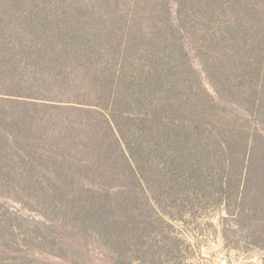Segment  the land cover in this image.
Wrapping results in <instances>:
<instances>
[{
  "label": "trees",
  "instance_id": "trees-1",
  "mask_svg": "<svg viewBox=\"0 0 264 264\" xmlns=\"http://www.w3.org/2000/svg\"><path fill=\"white\" fill-rule=\"evenodd\" d=\"M109 2L117 12L162 13L161 29L170 26L172 18L177 53L163 48L164 39L157 35L135 31L128 39V13L98 28L79 22L65 26V14L54 19L50 13L59 6L53 7V0L39 4L48 9L36 12L21 0L11 6L0 0V182L10 179L6 188L11 190L19 180L39 184L37 191L49 202L45 215L61 216L94 248L86 255L83 248L75 250L76 260L143 262L151 254L140 243L152 237L154 264H162L163 258L176 260L181 252L172 236L166 235L161 246L166 214L169 219L196 214L194 208L214 196L218 199L213 202L230 212L248 214L247 192L258 181L263 182L264 203L261 140L254 139L249 147L234 146L236 136L225 148L230 155L244 154L243 187L224 171L233 169L230 159L218 169L222 144L214 148L203 140L210 135V120L186 97L191 94L190 77L195 78L201 65L192 69L187 55L191 50L181 35L206 33L200 40L203 47L210 45L211 72L228 78L240 66L251 87L257 81L256 89L264 84V0H167L160 8L159 0ZM107 24L116 30L108 31ZM117 25L124 32L119 34ZM201 86L205 90L204 80ZM261 99L264 110V94ZM248 105L256 107L252 97ZM197 136L202 141L195 143ZM82 153L84 158L78 157ZM19 157L22 169L15 173L10 166ZM147 175L160 185L154 206L148 196L154 183L149 184ZM143 197L146 200L140 201ZM166 200L171 209L183 210L165 213ZM145 204L153 213L150 224L129 210ZM3 229L0 220V238ZM138 236L140 243L134 240ZM49 255L62 259L52 251ZM6 257L0 249V263Z\"/></svg>",
  "mask_w": 264,
  "mask_h": 264
},
{
  "label": "rangeland",
  "instance_id": "rangeland-1",
  "mask_svg": "<svg viewBox=\"0 0 264 264\" xmlns=\"http://www.w3.org/2000/svg\"><path fill=\"white\" fill-rule=\"evenodd\" d=\"M8 1H10L8 3L10 6L15 3V0ZM21 1L32 12L43 8L48 9L46 6L39 5L46 3L47 0ZM159 1L158 8L161 7V4L165 5L167 2V0ZM53 2V7H55V4H59V6L50 13H53L54 19H58L62 14H65L67 17V22L64 23L65 26L79 22L84 25L89 24L85 28H98L104 25L107 20L113 21V16L114 20L118 17L123 20V14L128 13V15L125 14V17L132 27L127 34L128 39L131 37L132 32L135 34V31H141L149 37L157 35L159 40L161 38L168 39L170 42L160 40L165 45L162 47L168 51L174 50V53H177L179 50V42L173 34V29L176 27H174L175 23H173L172 18L169 17L170 26L165 27L161 23L165 27L161 29V25H159V20H161L159 16L162 13H152L138 9L117 12L109 0H53ZM90 17H93V19L88 23ZM167 18L168 16L165 19ZM107 25L108 31L111 28L116 30L109 24ZM77 26L79 27V24ZM117 26L119 27V34L121 31L124 32L121 25ZM181 35L183 37L182 43L191 50L190 54L187 51L186 53L192 69L196 65H201V68L197 69V73L194 75L195 78L190 77L187 91L191 94L186 97H190L197 111L210 120L207 124L210 135H207V138L203 140L208 141L209 144L211 143L214 148H218L222 144L223 147L216 157L217 160H220L217 161L219 164L218 169L221 170V163L223 164L225 159H230L233 163V169L227 170L224 168V171L226 175L229 174L236 180V185L243 187L241 179L243 180L245 175L243 168L244 154L242 156L230 155L225 152V148L227 144H231V139H235L236 136L237 141L234 146L243 145L244 147L248 145L249 147L254 139H257L261 140L264 147V141L262 142V139L264 140V110L261 108L264 84L262 85L261 82L259 87L255 89L256 81L255 86L252 85L251 87L250 84H253V82L241 70H238L240 66H238L237 71H234L236 73H232L228 78L219 75L217 72L216 74L211 72L210 45L203 47L202 40H200L202 37L207 38V34L199 31L195 38L188 31L182 32ZM214 77L217 79L216 81H214ZM203 80L205 90L201 86ZM225 85L227 90H224ZM228 85L232 86L229 87ZM239 90L241 94L238 93ZM231 92L234 93L231 94ZM250 97L255 102L256 107L253 105L254 108L248 105ZM197 137L198 140L194 142H201L202 137ZM239 150L240 148L237 149V151ZM82 155L83 153L78 157L84 158ZM21 160L20 157L16 158L14 164L10 166L15 173L22 169ZM206 162H208V159H206ZM212 164L216 165L214 162H210V166ZM147 178L151 180L149 184L154 183L151 186L153 187L152 191L148 194L149 198L153 199L152 205L154 206L156 205L154 198L161 196V190L158 193L156 192V188H159L160 185L157 178H151L150 175H147ZM9 183L10 179L6 182H0V220L4 227L0 238V249L7 254V257L0 264L90 263L87 259L84 260L85 262L78 258L76 260V251L79 252L83 248L82 254L86 255L87 253L91 254V249L94 248L88 242L85 243L78 231L71 224L66 223L61 216L56 218L55 215H45L44 205L49 202L47 203L43 191H37L39 190L37 189L38 183H26L25 180H19L17 184H12V186L15 185L16 190L6 188ZM262 184L263 182L258 181L256 188L249 187L247 192L248 214L240 215L238 212L234 213L232 209L230 212L224 204L213 202L218 199V196L210 197V202L195 207L196 214L187 211L188 214L182 219L179 218L181 215H175L173 219H169L168 214H166L164 219L168 223L165 227L163 226L165 234L160 237L161 246L166 235L172 236L180 243L181 252L176 260L163 258L162 264H264V203L262 201V191L260 190ZM147 187L148 184H146ZM235 192L237 191H231V193ZM164 196L169 197L168 192ZM145 200L146 197H143L140 201ZM165 204L167 208L165 213H172L173 211L177 214L183 210L182 207L171 209L170 207L174 206L169 204L168 200L165 201ZM129 210L132 214L134 212V214L142 216L144 223L150 224L153 213L150 207L146 208V204L138 211L130 207ZM12 234L16 237L10 239ZM8 239L11 240V244ZM134 240L139 242V236L134 237ZM140 244L151 255L148 253L149 258H145L142 260L143 262L137 261L134 264H152V262L154 264L152 237L144 238ZM58 245L61 246L62 251ZM50 251L62 259L56 260V258L49 255ZM31 255L32 257H30Z\"/></svg>",
  "mask_w": 264,
  "mask_h": 264
}]
</instances>
